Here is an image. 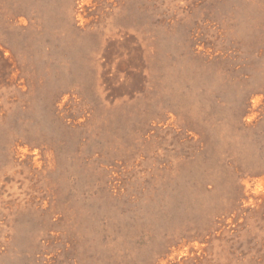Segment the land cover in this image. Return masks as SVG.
<instances>
[{
	"label": "rangeland",
	"instance_id": "rangeland-1",
	"mask_svg": "<svg viewBox=\"0 0 264 264\" xmlns=\"http://www.w3.org/2000/svg\"><path fill=\"white\" fill-rule=\"evenodd\" d=\"M0 264H264V0H0Z\"/></svg>",
	"mask_w": 264,
	"mask_h": 264
}]
</instances>
